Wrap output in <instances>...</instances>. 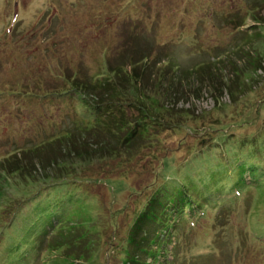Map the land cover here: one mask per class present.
<instances>
[{
    "label": "rangeland",
    "instance_id": "rangeland-1",
    "mask_svg": "<svg viewBox=\"0 0 264 264\" xmlns=\"http://www.w3.org/2000/svg\"><path fill=\"white\" fill-rule=\"evenodd\" d=\"M119 68L200 124L164 130L115 184L111 163L84 166L85 198L28 200L36 184L1 166L0 264H264V0H0V90ZM64 98L0 97V161L70 127Z\"/></svg>",
    "mask_w": 264,
    "mask_h": 264
},
{
    "label": "trees",
    "instance_id": "trees-1",
    "mask_svg": "<svg viewBox=\"0 0 264 264\" xmlns=\"http://www.w3.org/2000/svg\"><path fill=\"white\" fill-rule=\"evenodd\" d=\"M202 68L197 73L200 74ZM143 71L134 69L133 73H128L127 70L119 68L108 71L101 77L90 76L89 78L78 77L77 73H74L65 78L63 82L65 88L60 94L45 92L42 86L27 91L30 88L27 84L11 86V89L15 88L16 91L0 90L2 99L6 96L9 99L16 96L19 100L34 97L41 102L48 100L51 103L65 97L78 101L76 109L73 108L76 119H72L70 127L60 129L58 133L49 136L44 142L41 140L39 144L29 141L0 161V167L12 169L10 175L20 174L24 177L23 183L30 182V185L33 183L34 186L36 184L35 188L30 189L31 192L34 188L32 194L29 195L30 192L27 194L28 200L33 197L32 201H35L43 194L55 195L56 191L53 188L56 187L74 190L75 194L69 196L73 200L80 196L85 198L86 193L79 191L83 181H88L82 180L84 177L80 169L84 166L111 163L117 168L111 171L104 183L115 184L114 181L130 174L129 166H126L128 163L132 164L134 159L144 155L143 152L161 142L160 136L164 130L173 127L178 129L182 126L178 122H185L187 119L193 121L195 125L187 124L181 128L198 127L200 123L195 118H191L192 115L190 118L186 116L187 119L185 115L178 117L176 111L166 103L165 97H162L165 93L150 94L146 90L141 84L145 72ZM62 152L66 153V157L62 155ZM44 153H49L50 157L47 158V154ZM163 159L166 157L161 158V162ZM5 168L0 169L5 172ZM39 172L45 173V180L40 181L37 175ZM121 183L125 184L123 181ZM60 192L63 193V191H57L58 194ZM158 206L164 207V203ZM191 207L190 211L186 212L190 218L192 217ZM180 211L184 213L183 207ZM174 212H178L176 207ZM4 222L2 218V223ZM58 243L60 244L59 241ZM80 248L81 246H78L77 249ZM153 252H150L152 256L162 254L160 251Z\"/></svg>",
    "mask_w": 264,
    "mask_h": 264
},
{
    "label": "clouds",
    "instance_id": "clouds-1",
    "mask_svg": "<svg viewBox=\"0 0 264 264\" xmlns=\"http://www.w3.org/2000/svg\"><path fill=\"white\" fill-rule=\"evenodd\" d=\"M129 264V263H128Z\"/></svg>",
    "mask_w": 264,
    "mask_h": 264
}]
</instances>
